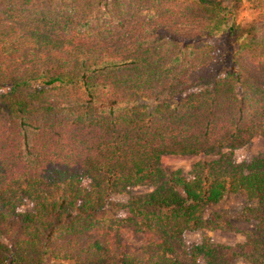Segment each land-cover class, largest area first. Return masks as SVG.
Here are the masks:
<instances>
[{
    "label": "trees",
    "instance_id": "16d2710c",
    "mask_svg": "<svg viewBox=\"0 0 264 264\" xmlns=\"http://www.w3.org/2000/svg\"><path fill=\"white\" fill-rule=\"evenodd\" d=\"M224 1L0 0V264H264V219L185 238L230 229L203 216L230 194L264 205V155L222 153L264 136V46L214 42Z\"/></svg>",
    "mask_w": 264,
    "mask_h": 264
},
{
    "label": "rangeland",
    "instance_id": "374dc122",
    "mask_svg": "<svg viewBox=\"0 0 264 264\" xmlns=\"http://www.w3.org/2000/svg\"><path fill=\"white\" fill-rule=\"evenodd\" d=\"M223 4L232 11V14L226 23L224 36H219L214 39V42L221 44L224 48L229 47L228 42L230 41L234 42L235 48L251 41L256 45L263 44L264 46V0H225ZM231 32L236 34L231 36ZM222 153H225L233 161L239 162L264 155V136L255 135L243 145L224 149ZM219 156L206 152L192 155L166 154L162 156L161 163L165 169H181L186 174L197 162L213 160ZM149 190H151L149 187H131L127 193L115 194L113 201H126L132 194ZM247 208L253 209L249 214L251 216L249 218L240 217L239 215ZM203 216L207 220L218 219L224 225L229 224L231 228L210 229L206 227L187 233L185 237L187 243L195 244L204 238H209L215 243L235 245L244 242L251 236L261 234L257 227L264 219V205L259 204L257 199L250 198L245 192L233 193L218 203L209 205ZM235 264H247V261L245 258L239 257Z\"/></svg>",
    "mask_w": 264,
    "mask_h": 264
}]
</instances>
